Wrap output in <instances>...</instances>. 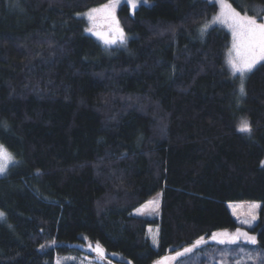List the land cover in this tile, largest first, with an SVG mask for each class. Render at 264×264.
<instances>
[{"label": "trees", "instance_id": "1", "mask_svg": "<svg viewBox=\"0 0 264 264\" xmlns=\"http://www.w3.org/2000/svg\"><path fill=\"white\" fill-rule=\"evenodd\" d=\"M108 1L0 0V144L15 158L0 176V264L71 253L152 264L238 226L233 200L262 201L264 247V61L241 93L225 61L230 32L200 34L212 0L123 2L126 43L115 32L104 46L87 29L109 23L82 13ZM159 191L158 215L133 213Z\"/></svg>", "mask_w": 264, "mask_h": 264}, {"label": "rangeland", "instance_id": "2", "mask_svg": "<svg viewBox=\"0 0 264 264\" xmlns=\"http://www.w3.org/2000/svg\"><path fill=\"white\" fill-rule=\"evenodd\" d=\"M212 1H215V0H212ZM123 2H125V0H120V3L116 5L114 14H116L117 10L119 9V7L121 6ZM226 2L230 4L231 7L235 9V11L238 12L241 16H255L258 22H264V4H261V3L253 4L245 10H241L240 8L232 4L230 0H226ZM108 3L109 1L99 4L97 6H92L88 8L87 10H85L82 13V16H84L85 18L88 19L89 22H91L92 20H90L87 15V13H89V10L93 8H101L103 5L108 4ZM140 3H142V0H138L137 5ZM217 4H218L217 12L211 18L206 20L204 24H208L209 28L218 25V26L226 28L230 32L232 41H231V46H229L226 51L225 61L228 66L227 68H229L230 71L232 72L231 67L228 64L229 52L233 46L232 29L228 27L227 23H223L219 20L214 19L216 16L219 15L221 11V8L218 2ZM102 20H105V23H108L106 22L107 20L105 19L103 14H97V18L95 21H99V23H102ZM108 27L110 28L109 24L107 25V27H104V28L98 27V28L93 29L91 31L93 33L90 32L94 36L96 35V33H102L103 35H96V37L100 38L99 41L103 43L104 46L110 45V44L105 43V39H113L114 34H115V31H110L111 33H107L108 31L106 32V30L108 29ZM116 38H118V36ZM232 54L234 55V53ZM263 61L264 60L258 61L253 69H255ZM237 74L239 73H236L235 75ZM13 162L14 161L8 162V166L12 164ZM8 166H7V170L5 173H7L8 171V168H9ZM1 175L3 174H0V176ZM157 199L159 201V207L155 211L152 210L151 205H149L147 208L142 207L146 205L147 202L157 200ZM161 202H162V192L159 191L155 193L153 197L149 198L146 202L140 205L138 208L134 209L133 213L139 216H148V217L154 218V216L160 213ZM251 204H258L259 207L252 208L250 207ZM228 205L233 214L232 216H234L238 222V226L232 227V228L218 229L212 232L211 234H209L208 236L207 235L201 236V237H204L205 242L202 243L197 248H195L192 253L185 254L181 257H176L177 252H182L184 248L192 246L194 242L188 245H185L181 248H178L177 250H173L169 252L168 254H165L159 257L152 264H158V262L159 264H264V247H262L258 242L256 244H252L243 238H241L235 243H219L218 242L219 239H224L221 233H223L225 230L229 234H235L237 228H239L242 232H248L249 235H254L257 240V233L254 231V226L261 219L260 214H261L262 205H263L262 201L260 200H249V201L248 200H233V201H229ZM253 215H255L256 217L255 220H252ZM245 221H248L249 223H245ZM158 229H159V226L150 225L147 230L148 235L151 238V242L155 247H158L160 243L159 241L160 233ZM213 234L217 235L218 240L211 239ZM154 236L156 237L155 240L153 239ZM198 239L199 238H197V240ZM56 264H102V263L94 260L93 258L87 255H76V254L71 253V255L70 254L59 255V257L56 260Z\"/></svg>", "mask_w": 264, "mask_h": 264}, {"label": "snow or ice", "instance_id": "3", "mask_svg": "<svg viewBox=\"0 0 264 264\" xmlns=\"http://www.w3.org/2000/svg\"><path fill=\"white\" fill-rule=\"evenodd\" d=\"M127 4L131 6L132 9L137 8L138 0H125ZM146 3L147 0H142ZM218 2L221 8V11L218 16L214 19L219 20L223 23H227L228 27L232 29L233 34V46L229 52L228 64L231 67L233 74L239 73L240 75V92H244V78L246 73L251 72L254 66L258 61L264 60V22H258L255 16H241L238 12L231 7L226 0H215ZM120 3V0H109L108 4L103 5L101 8H93L87 13L88 18L92 21H95L97 14H103L105 19L108 21L109 25H115L113 29L118 36V39L121 43H126V37L123 32V29L119 27V22L115 17L114 10L117 4ZM209 25L204 24L200 28V34L203 36L208 30ZM93 29L89 28L87 31L91 32ZM96 35H103L102 33H96ZM106 44H114L116 40L114 39H105ZM234 53V55L232 54ZM240 131L251 134L252 127L248 121H244L240 128ZM14 156L10 153L7 148L0 144V174H4L7 170L8 162L14 161ZM261 164L264 165V161H261ZM149 205L152 206V210L155 211L159 207V201L153 200L147 202L146 205L142 206L147 208ZM250 207L257 208L258 204H251ZM139 211V210H138ZM5 213L0 212V220L4 219ZM255 215L252 216V220H255ZM245 223H249L245 221ZM221 235L224 239H219L216 234H213L211 239L218 240L219 243H235L241 238L246 241L256 244L257 240L254 235H249L248 232H242L239 228L236 229L235 234H229L225 230ZM155 240L156 237L154 236ZM204 237L196 240L192 246L186 247L182 252H177L176 257H181L185 254L192 253L195 248L204 243ZM43 247V245H41ZM95 251L101 256H104L103 248L97 243ZM166 259V258H165ZM159 264V262H158Z\"/></svg>", "mask_w": 264, "mask_h": 264}]
</instances>
